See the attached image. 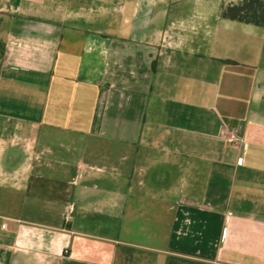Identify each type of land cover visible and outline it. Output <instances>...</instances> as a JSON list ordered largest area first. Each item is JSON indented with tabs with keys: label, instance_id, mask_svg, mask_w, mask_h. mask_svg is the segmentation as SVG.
<instances>
[{
	"label": "crops",
	"instance_id": "0c3cea01",
	"mask_svg": "<svg viewBox=\"0 0 264 264\" xmlns=\"http://www.w3.org/2000/svg\"><path fill=\"white\" fill-rule=\"evenodd\" d=\"M242 1L0 0V264H264Z\"/></svg>",
	"mask_w": 264,
	"mask_h": 264
},
{
	"label": "trees",
	"instance_id": "16d2710c",
	"mask_svg": "<svg viewBox=\"0 0 264 264\" xmlns=\"http://www.w3.org/2000/svg\"><path fill=\"white\" fill-rule=\"evenodd\" d=\"M222 17L257 26L264 25V0H243L222 9Z\"/></svg>",
	"mask_w": 264,
	"mask_h": 264
},
{
	"label": "built area",
	"instance_id": "2783aa9c",
	"mask_svg": "<svg viewBox=\"0 0 264 264\" xmlns=\"http://www.w3.org/2000/svg\"><path fill=\"white\" fill-rule=\"evenodd\" d=\"M234 140L233 136L228 139V142H232Z\"/></svg>",
	"mask_w": 264,
	"mask_h": 264
}]
</instances>
